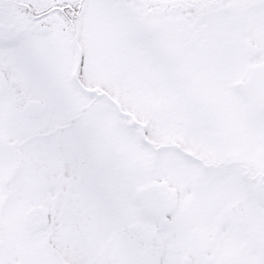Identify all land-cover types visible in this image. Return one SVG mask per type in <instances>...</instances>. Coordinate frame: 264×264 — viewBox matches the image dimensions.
<instances>
[{"label":"snow or ice","instance_id":"6c2138e0","mask_svg":"<svg viewBox=\"0 0 264 264\" xmlns=\"http://www.w3.org/2000/svg\"><path fill=\"white\" fill-rule=\"evenodd\" d=\"M0 264H264V0H0Z\"/></svg>","mask_w":264,"mask_h":264}]
</instances>
